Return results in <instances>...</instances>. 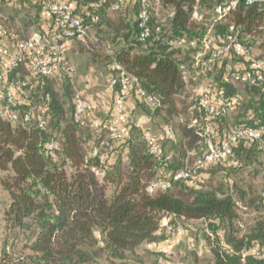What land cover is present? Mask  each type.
<instances>
[{
	"label": "trees",
	"instance_id": "trees-1",
	"mask_svg": "<svg viewBox=\"0 0 264 264\" xmlns=\"http://www.w3.org/2000/svg\"><path fill=\"white\" fill-rule=\"evenodd\" d=\"M44 1L30 0L40 10ZM68 1L74 4L73 14L84 22L98 15L92 27L99 22V11L106 8V0ZM159 1L172 15L166 22L159 23L148 0L146 10L151 35L144 40H139L141 0H134L137 6L134 25L127 26L126 16H120L114 37L123 44L115 48L110 66L119 64L126 75L136 78L137 87L157 97L159 105L148 107L173 130L171 138L166 136L165 129L162 134L153 135L161 145V159L150 153L142 128L141 133L135 135L139 129L133 125L124 129L127 125L124 122L119 125L121 135L110 138L107 125L112 114L95 123L88 105L82 121H76L74 97L80 92L76 89L71 110L65 113L63 103L53 97L47 83L56 74L43 77L41 83L31 79L25 62L7 70L8 79L27 82L23 90H18L22 97L20 113L31 110L35 116L27 124L12 123L0 116V172L3 173L0 186L7 194L6 202L3 206L0 204L5 234L0 242V264H146L143 260L131 259L130 255L146 248L147 243L166 239L163 233H158L161 218L166 214L188 228V222L201 220L203 228L212 233V237L202 233L211 254V259L202 264H264V196L253 201L254 209L261 215L247 232L245 224L237 219L238 209L245 207L242 201L223 192L222 186H213L211 180L202 182L201 179L197 185L178 180L165 190L151 194L145 191L149 182L159 178V170L163 171L161 178L169 179L177 170L193 166L203 155L202 138L194 128L188 127L193 119L202 122L206 118L198 106L201 97L211 99L219 93L237 96L232 107L211 119L221 137L232 128L264 123V83L235 81L231 76L234 71L229 69L231 65L234 67L228 61L230 56L247 58L229 52L216 57L204 72L193 67V59L202 50L203 37L209 27L215 38L212 45H221L229 27L233 26L232 33L238 40L251 47V57L264 59V6L239 2L227 16L215 20V7L229 0H198L199 10L206 2H213V16L205 23L202 13L201 20L191 19L196 0ZM97 2H101V6L95 7ZM113 3L108 9L122 15L130 0L121 1L116 9L111 8ZM5 20L0 19V26L14 32L16 39L25 38L31 32L22 37L10 24V18ZM123 23L131 30V40L128 35L120 34ZM158 24L160 32L155 31ZM164 35L195 39L196 45L171 47L157 38ZM254 49L258 50V55L254 54ZM210 53L211 50L205 52L202 60ZM185 55L189 59L184 60ZM180 65L186 66L185 79L181 77ZM111 71L112 75L119 72ZM71 73H61L58 78L69 85ZM200 82L202 91L194 93L188 101V96L182 93L190 84ZM237 85L244 87L245 98ZM206 88L211 93H205ZM111 90L114 101L118 87ZM131 95L140 100L135 91ZM39 107L44 108L42 114L38 112ZM235 109L239 111L234 120L240 121L243 116V121L227 126L226 120ZM50 141L55 142V147L47 150L46 144ZM167 143L170 151L165 150ZM252 148L264 150L252 140L240 139L232 144L231 154L224 161L209 164L199 173L202 175L209 170L212 175L219 169L225 176L230 170L241 167V152ZM94 149L97 153L91 156ZM168 154L170 157L166 159ZM100 169L104 171L101 176L96 173ZM193 232L198 233V229ZM254 249L258 255L253 253ZM160 258L164 259L163 254H155V263Z\"/></svg>",
	"mask_w": 264,
	"mask_h": 264
},
{
	"label": "built area",
	"instance_id": "built-area-1",
	"mask_svg": "<svg viewBox=\"0 0 264 264\" xmlns=\"http://www.w3.org/2000/svg\"><path fill=\"white\" fill-rule=\"evenodd\" d=\"M123 0H118L111 5L112 9H116L119 3ZM142 7L138 13L139 28L141 30L139 40H144L151 35V30L148 25L149 15L146 10L148 0H141ZM239 2H244L247 5L259 4L264 6V0H229V2L217 5L214 9L215 20H221L227 16ZM198 0L193 7L191 19L201 20L202 14L198 12ZM95 7L101 6V2L94 4ZM42 10L45 11L49 18L50 30L32 29L29 35L22 39H16L14 32L0 26V116L9 120L12 123L21 122L22 124L29 123L35 116L33 111L20 113L22 105V97L18 90H23L27 82L19 78L8 79L6 76L7 70L17 68L21 63L25 62L27 71L35 82L43 83V77L53 76L56 73L70 74L71 67L68 64V47L74 41H83L88 36L92 24L98 20V15L90 16L86 22L82 21L73 14L71 6L66 2H54L46 0L42 3ZM172 15V13H170ZM163 23V21L159 22ZM161 26L158 24L155 27L156 32H160ZM211 27H209L203 37V48L198 52L193 59V67L200 68L202 72L205 71L207 65L212 63L214 59L221 54L234 52L244 56L248 63L242 70L232 72L233 80L245 82L248 84L264 83V59H255L251 57V47L238 40L236 34H233V26L229 27L228 33L221 41V45L211 44L212 37ZM164 43L171 47L179 48L184 46H195L196 40H186L183 37H170L167 35L157 37ZM5 40L13 42L14 46L10 50L5 46ZM211 46V47H210ZM211 50L210 56L206 60H202L205 52ZM111 69L119 71L116 75H112L109 80V87L111 89L118 87L113 101V116L110 119L107 129L110 138L116 139L121 135L119 125L125 121L123 114V106L126 100L131 96L132 91L136 92L137 97L146 103L149 107H156L159 105L157 97L150 94L143 88L137 87V80L134 77L126 75L117 63L111 65ZM180 74L183 79L186 78V66H179ZM205 93H211L209 88L203 90ZM212 95V94H211ZM49 94H46L48 97ZM237 96H227L223 93L213 95L211 99L201 97L198 100V106L205 114L204 121L199 122L193 119L188 127L194 128L195 132L202 138L204 144L203 155L196 160L193 166L177 170L170 175L169 179L161 178L163 171H158L159 178L149 182L145 186V191L149 194L157 190H165L173 185L178 180H187L192 185H197L202 175L199 173L200 169L209 164H216L224 161L228 155L231 154L232 144L240 139L252 140L258 144L259 147H264V123H258L256 126H243L232 128L224 137H221L218 131L212 125L211 119L214 115L224 113L226 109L233 106L236 102ZM74 118L76 121H82L85 110L88 107L87 101L82 96L81 92H76L74 97ZM44 108L39 107L38 112L42 114ZM42 123H40L41 125ZM167 137H173V130L168 126ZM143 139L146 141L150 153L157 159H161L163 151L160 143L149 132L143 133ZM55 142L50 141L46 144L47 150L54 149ZM97 150L91 152V156H95ZM170 155H166L169 159ZM98 175H103V170H96ZM163 222L160 224L158 233L164 234L166 239L172 240L184 228L182 223L174 221L172 215H164ZM189 226V225H188ZM240 228L243 227L241 222L238 223ZM191 231L196 228L189 226ZM208 235L213 236L212 233L205 228ZM221 244L223 242H220ZM152 243H147L146 247L151 248ZM253 253L258 255L259 252L254 249ZM1 256V250H0ZM161 264H181L179 260L171 261L165 257Z\"/></svg>",
	"mask_w": 264,
	"mask_h": 264
},
{
	"label": "rangeland",
	"instance_id": "rangeland-1",
	"mask_svg": "<svg viewBox=\"0 0 264 264\" xmlns=\"http://www.w3.org/2000/svg\"><path fill=\"white\" fill-rule=\"evenodd\" d=\"M54 2H60L62 0H51ZM93 1V0H88ZM115 0H106V8L100 13V19L98 24L93 26L88 34V36L83 41H74L70 46H73L69 50L67 59L68 64L71 67V81L70 84H66L60 77L61 73H56V76L48 80V87L55 99H58L63 103V110L65 113H69L72 107L71 99L74 89L81 91L87 100L88 105L91 107L92 112L98 119L96 122H100L103 119H107L108 115L112 114V102H113V91L108 89V79L112 75L110 61L113 58L115 48L122 46V42L116 41L115 39V26L119 25L120 16L127 18L128 25H134L137 14V6L134 4V0H130L128 7L125 9L124 13H118L110 11L107 6L113 3ZM63 2L69 3L68 0ZM154 18L159 22H166L170 15V10L163 7L159 0H149ZM33 3V2H32ZM211 1L203 4L201 10L198 9L199 13H202L205 18V23L209 22V19L213 16ZM40 7L36 4H31L30 0H1L0 1V19L5 20L10 18V24L13 28L17 30L23 37L27 36L32 29H38L35 23V18L38 16ZM6 21V20H5ZM49 21V20H48ZM47 22V21H46ZM1 23V22H0ZM122 30L120 34L122 36H129L131 30L129 27H125L123 23ZM131 28V27H130ZM45 30V29H44ZM50 30L49 24L46 31ZM254 54L258 55V50L254 49ZM184 60L189 59L188 56H182ZM231 64L229 69L232 71L242 70V68L247 65V61L242 59L240 56H235L228 59ZM242 64V68L239 67ZM25 66V65H24ZM203 83L190 84L186 91L182 93L185 96H193L194 93L201 92L200 89ZM69 87V88H68ZM237 89L240 94L245 98V90L242 85H237ZM40 92V91H39ZM40 95V93L38 94ZM132 100V105L129 107L124 103L123 114L125 118L126 127L121 126L124 129L129 128L133 125L137 133L140 132V128L144 129L145 132H149L152 135L158 136L163 133L165 124L162 123L161 118H157L152 110L143 101L137 100L135 96H130ZM128 100V99H127ZM126 100V101H127ZM240 107V106H239ZM238 107V108H239ZM237 108V109H238ZM233 110L230 112L227 118L226 125L232 126L233 124L243 121V116H241L240 121H235L234 116L237 115L239 110ZM183 118H186L183 115ZM94 120V119H93ZM123 122V123H124ZM161 122L160 126L159 123ZM163 126V127H162ZM165 150L170 151V144L165 145ZM237 156V155H236ZM242 160V165L240 168L230 170L228 174L224 176L221 170L217 169L212 175L209 174V170L202 172V182H207L211 180L213 186H222L223 192H228L233 195L236 201L241 200L242 204L245 206L238 209V220L242 221L247 232L254 225L256 220L260 217V213L254 208L253 201L259 197L264 196V150L252 148L250 150H243L240 154ZM3 173L0 172V176ZM231 181V185L228 181ZM7 200V194L0 186V204H3ZM178 222L181 223L179 220ZM204 223L199 221H190L188 225L198 229V235L200 239H204L203 232L207 234L204 228ZM183 228H187L184 227ZM200 232V233H199ZM194 233V232H192ZM196 234V235H197ZM4 225L2 221V211L0 210V242L4 238ZM194 237V236H193ZM196 247L190 246L183 248V254H177L175 256L171 255L169 260H179L181 264H202L209 260L211 254L205 252L203 248L194 249ZM199 250H203L199 252ZM185 252H187L186 255ZM155 254L152 251H148L147 247H143L136 251L131 259L145 261L146 264H155Z\"/></svg>",
	"mask_w": 264,
	"mask_h": 264
},
{
	"label": "crops",
	"instance_id": "crops-1",
	"mask_svg": "<svg viewBox=\"0 0 264 264\" xmlns=\"http://www.w3.org/2000/svg\"><path fill=\"white\" fill-rule=\"evenodd\" d=\"M62 1H64V0H62ZM68 2H69L68 4L73 9L74 4L71 1H68ZM48 20L50 21V18L48 16V14L45 11H41V12H38V16L35 18L34 21H35L37 27H41V30H44V29L46 30V28L48 27V24L50 23ZM5 46L11 50L13 48L14 44L10 40H5ZM72 47L73 46H69L68 47V52H69L70 49H72ZM240 65L241 66H239V67L242 68L243 65L242 64H240ZM108 89L111 90V88L109 86H108ZM82 95H83V93H82ZM131 102H132V100H130V98H129L125 103H126L127 106L130 107L132 105ZM91 114H92L93 119H94L93 121L95 123H97L96 121L98 119L96 118V116L94 115L93 112ZM163 128L166 131L167 126H164ZM192 221H199V220H192ZM162 222H163V220L161 218L160 224ZM192 232L193 231H191L188 227L184 228L181 232H179L175 236L174 239H172V240L162 239V240H160L158 242H152V244H153L152 247L151 248H147V249L149 251L154 252V253L163 254L164 259H165V257L169 259L170 256H171L169 254H172L173 256H175L177 254H181V253L183 254L184 253L183 252V248L185 249V247H189L190 244H191V246L196 247L194 249H197V248L200 249L202 247L205 252H209V248H208V245L205 242V240L204 239H200V237H199L200 235H198L197 233H196L197 234L196 235L195 232L194 233H192ZM203 250H199V252H202ZM186 254H187V252H185L184 255H186ZM161 258L159 259V261H157L158 263H155V264H161V261L163 260ZM209 259H211V256L209 257Z\"/></svg>",
	"mask_w": 264,
	"mask_h": 264
}]
</instances>
